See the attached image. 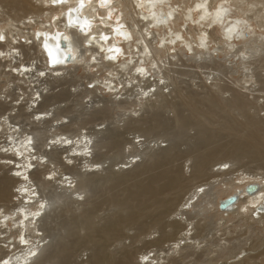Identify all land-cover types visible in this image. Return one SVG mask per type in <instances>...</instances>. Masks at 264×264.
Masks as SVG:
<instances>
[{
	"label": "rangeland",
	"instance_id": "obj_1",
	"mask_svg": "<svg viewBox=\"0 0 264 264\" xmlns=\"http://www.w3.org/2000/svg\"><path fill=\"white\" fill-rule=\"evenodd\" d=\"M26 1L28 0H15V3H12L15 7L8 0H0V4L3 3L5 14L18 19L34 11L30 5L27 7ZM174 2L175 0H171L169 4ZM180 16H183L182 12ZM181 22V20L178 21V23ZM172 26L173 31H176L179 24H176V28ZM259 45L261 48L257 54L249 51L246 56H241V53L235 56L234 52L227 50L226 57L219 52V58L208 54L203 55L201 60H196L191 54L185 56L186 53L181 51L178 59L172 62L167 59L166 63H162L161 75L164 76L163 79H167L164 85L169 91L165 92V88L161 89L160 94L154 96L155 99H140V96L134 92L135 94L123 104L122 100H114L112 92L102 90L101 95L96 94L92 91L93 87H89V84L95 83L91 80L96 73L88 74L82 70L72 72L73 77L72 75L67 77L70 84L65 83L68 81L65 78L50 79L49 88L52 93L48 91L49 96L47 93L43 95L47 107L43 103L42 106L49 108L52 107L50 104L59 101V104L63 105L62 109L58 103L54 104V106L58 105L56 106L59 112L58 117L61 118L67 114L69 118L66 119H71L72 125L75 123L73 127L71 126L72 130L86 127L84 131H90L92 128L101 129L103 127L104 129L101 130H106L105 134L100 130L102 135L99 134L98 137L104 138L96 144L93 157L95 161H103V159L106 161L107 159L108 167L100 168L95 174L87 172L84 180L83 177L80 180L82 183L77 181L85 196L83 202L77 200V194L74 195L72 192L73 188L69 191L52 187V196L59 207L42 222V233L48 235H46L47 240L51 244L48 242L50 245L39 264H95L97 259L99 264H136L137 262L145 264L141 262V255L151 250L150 254L161 255L163 253L162 256H165L166 261L164 259L163 262L160 261V264H264V220L260 222L255 217L256 220H253L251 213L239 214L241 215H238L241 217L239 218L236 209H234L236 214H231L233 216L226 214L221 216L216 208H205V203L202 201V209H191L188 212L190 222L193 224L196 222L193 232L201 238V250L199 247L188 244L182 246L184 248L179 250L178 252L181 253L178 254L175 252L177 249H171L172 251L169 249L171 241L168 239L182 236L180 228L184 224H174L176 220L174 214L179 208L176 201L180 203L182 197L183 199L188 198V194L197 189L195 186L213 180L215 177L213 175L218 171L220 162L228 161L233 178L239 177L243 171L264 172V142L261 143L259 140V144L256 142L257 136L259 138L260 135L264 136V42ZM237 47H241V44ZM1 63L3 67L0 66V95L7 91L6 93L12 95L8 99L16 97L18 103L29 107L33 102L28 99L34 98V91H31L33 84L27 82L25 84V80L22 81L24 82L23 87L28 90L25 92L20 89H25L21 87L23 85L20 83L21 80L16 79L15 82L9 83L14 85H12L13 88H9L7 81L11 77L3 74L4 70L6 72L9 70V67L4 66L8 62L1 61ZM99 77L102 78L103 73ZM63 82L68 86L63 85ZM27 85L32 86H29V89ZM74 88H78L77 91H73ZM22 96L24 98L21 100ZM99 96L103 97V101L99 99ZM88 99L97 101L94 103L92 101L89 106ZM94 104V107L98 108H94ZM189 110L194 111V114ZM50 132L52 134L53 131ZM46 134L53 135L49 132ZM3 135L4 138L0 139V146H3L7 140L6 135L0 133V137ZM45 135H41L40 138L51 139ZM241 142L245 145L246 142L248 143L244 149L249 148L250 153L243 150ZM100 143H102L101 146ZM251 150H253L252 154ZM132 151L141 154L137 157L138 161L133 160L134 166L129 170H117L116 163L124 160ZM226 151L227 153L230 151V156L226 157ZM243 151L245 153H242ZM239 154L242 155L239 156ZM7 156L14 158L10 161L15 167L14 163L19 159H15V155L7 154ZM83 163L85 162L82 161ZM162 163L167 164L166 167L169 168L165 169ZM199 163L204 169L202 174L197 170L200 168ZM49 169L41 170V172ZM163 169L167 170L166 173L168 171L172 173V170H175V173L180 174L181 177L180 186L173 192V197L169 196L170 200L167 197L171 203H167L168 200L162 201L164 195L160 197L161 195L143 194L145 184L149 187V184L157 180V177L164 175L165 170ZM38 170L34 172H40ZM197 172L201 175L199 176ZM206 172L207 175H205ZM220 176L225 177L226 175L220 174ZM220 176H217L219 180L223 179ZM205 187L208 186L198 188L200 195ZM220 188H225V185ZM140 193L145 197H140ZM151 197L155 200L150 199ZM220 199H226V193H222ZM174 200L176 204L173 203ZM154 201H159V206L164 202L165 204L161 206H166L168 210L161 206L157 207L158 202ZM165 213L171 214L166 217ZM159 218H161L160 222H158ZM162 232L165 233L163 237ZM158 238L160 241H157ZM85 253H87L86 257Z\"/></svg>",
	"mask_w": 264,
	"mask_h": 264
},
{
	"label": "clouds",
	"instance_id": "obj_2",
	"mask_svg": "<svg viewBox=\"0 0 264 264\" xmlns=\"http://www.w3.org/2000/svg\"><path fill=\"white\" fill-rule=\"evenodd\" d=\"M32 2L40 11L30 12L21 19H14L11 15L5 14V10L0 6V61L10 62L8 67L13 73L18 72L20 76L34 73V79L48 76L63 77L79 70L88 74L96 73L98 77L103 73V79H96L95 83H102L110 91H119V87L113 88L112 81L118 84L126 83L131 87L137 83L136 76L147 79L153 70L157 72L154 78H159L160 70L157 69L156 62L151 60L152 51L145 40V37L150 35L149 29L155 25H149L148 29L142 31L137 22L138 19L149 20L154 13L139 15L135 11L144 7H149L150 10L151 6L146 5L145 0H32ZM241 2L242 0H236L237 6ZM208 5L209 0H203L189 11L206 9ZM185 6V2L181 0L179 8L166 12L169 22L173 19L172 14ZM219 6L212 0L213 8ZM164 7L167 9L168 5L165 4ZM200 20H203V16L195 23H199ZM168 36L172 37L171 39L165 37L168 43L181 42L189 54L193 53V49L207 51L211 47L212 54L215 55L222 43L217 41L215 45H209L207 32H201L195 38L188 36L186 41L180 32L173 33L169 30ZM213 40H216L215 35ZM153 45L163 47V43L155 45L153 42ZM32 46H35V52L31 51ZM24 48L29 49L27 61ZM201 58V55L195 56L196 60ZM12 65H19V68ZM159 83L163 85L166 80L159 78ZM93 86L89 84V87ZM8 87L11 88L12 85L9 84ZM155 90V87L143 90L142 97L151 96ZM44 91L47 92L48 89L45 88ZM164 91L167 92L169 89L165 88ZM23 98L22 96L21 100ZM4 99L5 96L0 95V100ZM33 99L34 102L30 104L28 111L36 106L35 102L40 101L39 93ZM48 115L51 116V112ZM41 119L40 115L35 116V120ZM0 133L6 135L11 145L0 146V152L23 157L21 163L16 164V168H22V171L13 170L10 173L12 177H19L23 181L12 188V203L16 206L14 208L0 206V230H4L0 232V248L11 253L7 256L0 255V264H37L38 258L44 253V246L48 244V240L44 239L42 231L38 229L41 222L59 207L51 192V188L57 183V173L46 170L39 183L34 182L29 174L34 169L45 170L48 157L41 154L43 149L73 143L79 147L84 141H73L61 135L47 140L41 145V150L33 154V135L21 133L19 128L9 122L7 115L0 117ZM90 143L89 140L88 144ZM70 155L90 156L91 153L85 144L80 152L73 148ZM66 162L69 165L73 163L72 159H67ZM10 163H12L10 160L0 159V164ZM88 167L91 171L99 169L100 165ZM64 181L71 184L67 176L64 177ZM76 198L82 201L85 196L78 193ZM13 231L15 235L8 238V234ZM15 245L22 247L12 252ZM84 255L86 257L87 253Z\"/></svg>",
	"mask_w": 264,
	"mask_h": 264
},
{
	"label": "bare ground",
	"instance_id": "obj_3",
	"mask_svg": "<svg viewBox=\"0 0 264 264\" xmlns=\"http://www.w3.org/2000/svg\"><path fill=\"white\" fill-rule=\"evenodd\" d=\"M8 1H10L11 4L15 3L14 2L15 0H8ZM170 1L171 0H145L146 5L151 6L150 10H149V7L135 9V11L139 15H151L152 13H154V15H151V18L149 20L145 21V20H139L138 19L137 22L140 24L142 31L145 29H148L149 25H153V24L155 25V27H152L151 29H149L150 35L146 36L145 40H146V43L149 46L150 50L152 51L151 60L156 62L157 69L160 70L159 71V78H164V76L161 75V72H162L161 69H162V63L165 62V60L168 59L169 62H172L173 60L178 59L179 53L181 51H184V53H186L185 56H188V54H189L184 47H183V49L181 48L182 47L181 42L178 41L176 44H170L167 42L165 37H167L168 39L172 38V37L168 36L169 30H171L173 33L180 32L181 35L184 36L185 41L187 40L188 36H193V38H195V36H198L201 32H207L209 35V41H208L209 45H215L217 41L222 42V43H220L219 47L217 48L215 55L212 54V48L209 47L207 51H204L203 49H193V53L191 55H193L194 57L196 55H201V57H202L203 55L210 54V55H213L215 58H219L218 57L219 52L223 53L224 56L226 57L227 50L234 52L235 56L236 55L239 56V53H242L243 56H246L249 53V51H253L254 54H257L261 48V46L259 44L264 42V32H263L264 31V0H242V2L239 4V6H237L236 0H215V3L217 5H220L219 7H216V8L212 7V0H209V5L206 9H199V10L193 11V12H190L189 9L194 7L195 4L203 2V0H183V2H185L186 6L184 8H180L179 11L174 12L172 14L173 19L171 22H169L166 12H171L173 8H179V4H180L181 0H175V2L171 5L169 4ZM26 2H27V7H28V5H30L31 7L34 8V11L31 10L32 12L40 11V9L36 6H34L33 2H31L30 0H28ZM2 4L3 3H1L0 6H3ZM164 4H168L170 6L167 9H165V7L163 6ZM8 5H10V4H8ZM24 5H22V6H24ZM13 6L15 7V5H13ZM181 12L183 14L182 17L180 16ZM249 13L252 15H250ZM201 16H203V20H200L199 23H195V21L199 20ZM187 17H190V19H186ZM18 19H21V18H18ZM179 20H181L182 22L178 23ZM176 24H179L178 28H176ZM172 25L175 26L176 29L175 28L174 29L176 31H173ZM209 25H211V27H209ZM192 27H194V29ZM214 35L216 37V40H213ZM153 42H155V45H159V44L163 43V47L154 46ZM238 44H241V47H237ZM21 47L23 48L24 46H21ZM236 48H238V49L236 50ZM142 50L143 49L141 48L140 51H142ZM31 51L35 52V46L31 47ZM24 52H25V59L27 61L29 59V49L24 48ZM232 52H230V53H232ZM9 63L10 62L5 64L4 66L8 67ZM1 64L2 63L0 61V66H2ZM12 67H15L18 69L19 65H12ZM38 70H40L39 66H38ZM3 74L5 76L11 77L10 79L7 78L8 79L7 84L15 82L16 79H17V81L21 80L20 83H22V84L24 83V82H22L24 80H25V84H26V82L29 84H33L34 89L31 88V91H34L33 95L35 96L37 93H39V95L41 97L39 102H35L36 106L34 108H32L31 111H28V108H29L28 106L24 107L23 104L18 103V99L16 97H15V99H12V98L8 99V97H11L12 95L9 93H6L7 91H5V93H6L5 100L4 101L2 100L3 102L0 100V111H1L0 117L7 115V113L10 111L7 115L9 118V122L16 128L18 126L21 133L33 135V137H34L33 154H37V151L41 150V145L46 143L47 140L44 139L45 140L44 141L43 138H40V136L45 135L46 132L47 133L49 132L50 135L53 134L52 136H48V134L45 135V136H48V138L51 137V139L58 138L59 136L63 135V136H65V138L72 139L73 141H80V140L84 141V143L80 144L79 147L75 143H73L71 145H64V146L53 145L50 148L43 149V151L41 152V154L46 155L48 157V163L44 166V168L45 169L50 168L49 169L50 171H55L57 173V176H56L57 183L55 185H53V187H55V189H57V190L58 189H61V190H69L70 189L71 190L73 188L72 192L74 193V195L78 194V193L83 194V192L81 191L82 189L79 188V186L77 184V181L79 182L80 180H82L81 179L82 177L84 180V175L87 172L95 174V172H98L100 170V168L103 169L104 167H108L107 159H106V161H104L105 159H103V161L102 160L101 161H95L94 157H93L94 151L96 148V144L98 143V141L100 142V140L102 138H104V137H98V135L101 134L100 130L103 127H101V129H95V128L91 129L90 128L92 130V132H91V130L90 131H87V130L84 131V129H87L86 127L78 128V130L77 129L72 130L71 126L73 127L75 125V123L72 125V122L70 121L71 119H66V118H69L66 113H65L66 116H63V117L61 116V118L58 117L59 116L58 115L59 112L57 109L58 107L56 108V106H58V105L54 106V104H57V103L59 104V101H57V102L54 101L56 103L50 104V106H52V107L45 108V106H46V104L44 103L45 98H43V95L51 90L49 88L50 79L54 80V79L60 78V80H61L62 78H65L66 80H68L67 77L72 75V72H70L68 75L63 76V77L48 76V77L39 78V79H34V73L31 75L26 73L25 76H20V75H18V72L13 73L10 68H9L8 72H6V70H4ZM73 74H75V73H73ZM94 75H95V77H93L91 82H95L96 79H101V80L103 79V77L100 78V77L96 76V74H94ZM122 75L123 74H121V76ZM1 76H3V75H1ZM156 76H157V72L155 70L152 71V75L149 76L147 79H143L139 76H136L135 79H136L137 83L133 84L131 87H128L126 83H119L118 84L117 82L112 81L113 88L119 87V91H110L108 88L104 87L102 83H100V84L93 83L94 86H93L92 91L96 94L99 93L100 95L102 94V90H104L106 92L107 91L112 92L111 95L113 96L114 100H117V97H119V100L120 101L122 100L123 104H124V102L128 101L133 94H135L134 92H136L137 96H140V99H149V98H152L154 96L159 95L160 94L159 92H161L160 90L166 87V85H164V84L160 85L159 78H154ZM25 77H27V81H26ZM71 77H73V75ZM152 77H153V79H152ZM90 78H91V76H90ZM20 83H19V85H20ZM65 83L70 84V81L69 80L67 82L65 81ZM65 83L63 85H67ZM11 85H13V84H11ZM17 86L18 85H16V87ZM23 86H24V84L21 87H23ZM29 86L31 87L32 85H27L28 88H29ZM77 86L79 87V85H77ZM69 87H68V90H69ZM74 87H75V85H74ZM153 87H155L156 90H155V92L152 93L151 96L142 97V91L143 90H148L149 88H153ZM18 88H20V86H18ZM23 88H25V87H23ZM45 88L48 89L47 92L44 91ZM52 88H54V87H52ZM71 88H72V86H71ZM20 89L22 91L27 90L26 88L25 89L20 88ZM76 89H78V88H76ZM137 89H140L141 91H137ZM70 92L72 93V91H70ZM79 92H80V90H79ZM5 93H3V95H5ZM49 93H52V92L50 91ZM83 93H82V95H83ZM88 95H89V92H88ZM48 96H49V94H48ZM90 96H91V94H90ZM95 97H97V96H95ZM30 99H32V98H30ZM30 99H28V100L34 102V99H32V100H30ZM99 99H102V101H103V97H100ZM150 100H148V101H150ZM14 101H16V102H14ZM92 101L93 100L89 101V99H88L87 104L89 103L88 105L90 106V103ZM96 101L97 100L93 101V103ZM99 102H101V101H99ZM110 102L111 101H109V103ZM8 103H10L9 104L10 108L8 107ZM42 103L45 104V106H42L43 105ZM52 103H53V101H52ZM106 103H108V101ZM80 104L82 105L83 102ZM113 104H115V103H113ZM239 105H240V103H239ZM59 106L62 109L63 105L61 106L59 104ZM94 106H95V104L93 105V107ZM144 106H146V105H144ZM94 108H98V107L96 106ZM85 109H86V107H85ZM213 109H214V106H213ZM63 110H65V109L63 108ZM6 111H8V112H6ZM56 111H57V113H56ZM189 111L191 113L194 112L192 110H189ZM49 112H51V116L48 115ZM37 115H40L42 117V119L40 121L35 120V116H37ZM16 120H18V121L16 122ZM39 126H42V127H39ZM69 127H70V129H69ZM50 131H53L52 134ZM101 131H103L105 134L106 130L105 131L101 130ZM108 132H109V130H108ZM1 134H4V133H1ZM45 136H42V137L47 138ZM139 137H141V136H139ZM257 137H258V139L256 140L257 144H259L258 140L261 143L264 142V136L260 135V138H259V136H257ZM2 138H4V135L0 137V139H2ZM39 138L42 139L41 141L44 142L43 144H41L42 142H40ZM89 140L91 141L90 144H88ZM101 141H103V140H101ZM141 141H143V140L141 139ZM132 142L133 141H131V143ZM254 142L255 141H253L252 143L254 144ZM143 143H144V141H143ZM243 143L244 142H241L240 144H243ZM3 144H4L3 146H11L8 140H5V142ZM85 144H87V146L89 148V151L91 153L90 156L70 155L71 150L73 148H75L77 152H80ZM101 144L102 143H100V146H101ZM246 145L248 146L247 142H246ZM246 145L245 144L242 145L243 150H245L244 146H246ZM258 147L260 148V145ZM237 148H239V147H237ZM258 150L260 151L262 149H258ZM230 151L228 153L226 151V155H227L226 157L230 156ZM246 151L249 152V148H248V150H245V152ZM233 152H236V151L233 150ZM245 152L243 151L242 153H245ZM252 152H253V150H251V154H252ZM64 154H65V156H64ZM224 155H225V152H224ZM240 155H242V154H239V156ZM140 156H141V154L135 153L132 151L130 154H128L125 157L124 160L122 159L118 164L116 163L115 166H117V168H118L117 170H120V171L129 170L131 167L134 166L133 160L138 161L137 157H140ZM231 156H233V154H231ZM130 157H132V158L130 159ZM0 159L12 160L14 158L11 156L8 157L7 153L0 152ZM15 159H19L17 162L14 163L15 167L12 166L13 163L0 164V206H6L7 208H14L16 206L15 204L12 203V196H13L12 188L15 187V185L18 182H21V183L23 182L19 177H12L10 175L11 171H13V170L22 171V168L21 169L16 168V164L21 163L23 157L15 156ZM67 159H72L73 163L71 165L67 164V162H66ZM82 161H84L85 163L82 164ZM33 163L35 164L36 161H33ZM170 163H168V164L171 165ZM86 164H87V166H86ZM95 164H99L100 168L97 170H91L90 171L88 166L95 165ZM162 165L165 168L167 164L164 165L162 163ZM216 165H218V164H216ZM219 165H220L219 169H218V171H216L217 173L215 172L214 173L215 175H213L215 177L212 176L213 180H211L208 183H205V184H202L199 186H195V187H197V189L196 190L193 189L194 192L192 191L193 193L191 192V194H188L189 195L188 198L183 199V197H182V201H180V199L177 198V199H179L180 203L178 202L177 199H176L177 201L176 200H174V202L172 201L174 204H176V203L180 204V205L177 204V206H179V208H177L178 210L176 209L177 210V211H175L176 214H174V215H176V218H175L176 220H175L174 224L177 225L178 223H181V224H184V226H181V228H180V231L182 232L181 237H178V238L166 237V239L168 238L169 241H171V243H169L170 245L167 243L169 246H171L169 248L170 250L171 249L172 250L177 249L175 252H178L179 250H182L184 248L182 246H187L188 244L192 245L193 247L196 246V247L200 248V245L202 242L201 238L199 237V235L196 234V232H193V230L196 228V225H194L196 222L194 224L192 222H190V218L188 217V212L191 209L194 210L196 208H201L203 206L202 201H204V203H205V205H204L205 208H207V207L209 209L216 208L219 212V215H221V216H223L225 214L227 216L231 215L235 212L234 209H236L237 213H238L237 216L239 214L246 215L245 213H248V214L251 213V217L253 218V220L255 218H258L260 222H263V220H264V172L263 173L262 172H255V171L253 172L252 170H251L252 172L243 171L239 177L233 178V176H232L233 173L230 172L231 166H230V164H228L227 160L225 161V163L220 162ZM224 165H227V167H224ZM222 166H223V168H222ZM198 167H200V163H199ZM167 168H169V167H166L165 169H167ZM204 168H206V166H204ZM64 169H66V170H64ZM165 169H163V171ZM34 170H36V169H34ZM34 170L29 174L30 178H32L34 180V182L39 183L41 181L42 176H43L45 171L41 172V170L39 169L40 172H34ZM197 170H199L198 172H201V174H202L203 173L202 171L204 170L203 166H202V168L200 167ZM213 170H214V168H213ZM163 171L161 172L162 174L164 173ZM166 171L167 170H165L164 175L157 177V180L153 179L154 181L152 184L150 183L151 182V180H150L149 181L150 184L148 183L150 185L149 187H147V185L145 184V186L147 188L144 187L143 194L148 193L149 195L152 194L154 196H157V195L160 196L161 195L160 197H162V195H164L162 197V201H164V200L167 201L169 199V196H172L173 192L175 190H177L178 186H180L179 183H180L181 177H180V174L178 175L177 173H175V170H172V173H169V171H168V173H166ZM212 172H214V171H212ZM201 174H199V176ZM220 174H223V176L224 175H226V176L222 177V176H220ZM205 175H207V172L205 173ZM65 176L68 177V179L71 181V184H68L66 181H64ZM217 176H220L223 179L219 180V178ZM152 177H154V176H152ZM209 178H211V177H209ZM209 178H208V181H209ZM155 179H156V177H155ZM74 182H76V184H74ZM80 183H82V182L80 181ZM224 185H225V188H220L221 186H224ZM252 185H255L257 187V190L253 191L252 193H249L247 188L249 186H252ZM202 186H208V187H205L204 192L202 191V194L200 195L197 190H198V188H200ZM51 191H52V188H51ZM56 192H58V191H56ZM62 192L64 193V191H62ZM72 192L69 194L71 195ZM178 193H180V192H178ZM183 193H185V192H183ZM189 193H190V191H189ZM222 193H226V199L231 197V196L237 197L236 203L230 205L228 207V209H226V210H221L219 208V204L222 201L220 199V195ZM143 194L141 195V193H140V197L144 198L145 196L143 197ZM148 194H147V197H148ZM204 195L206 197H204ZM167 197H168V199H167ZM150 199L155 200V199H153V197H151ZM152 200H151V202H152ZM156 200H158V199H156ZM169 200L167 201V203H171ZM175 201H176V203H175ZM200 201H201V204H200ZM154 202H156V203L158 202V204H156L157 207H160L162 204H165L163 202L159 206V204H160L159 201H154ZM154 202H153V204H155ZM55 203H56V201H55ZM79 203H81V202H79ZM174 204H173V206H175ZM157 207L155 206V208H157ZM161 207H164V205ZM164 208L167 209L166 206ZM175 208H176V206H175ZM146 209H145V212H146ZM152 209H154V208H152ZM148 210L151 211V209H149V207H148ZM155 210H157V209H155ZM169 210H171V208H169ZM149 211H147V212H149ZM171 211H174V210H171ZM156 212L158 213V211H156ZM161 213H162V211H161ZM168 213L167 214L165 213L166 217H168L171 214L170 213L168 215ZM234 214H236V213H234ZM184 215L186 217H184ZM135 216H137V215H135ZM231 216H233V215H231ZM239 216H241V215H239ZM160 217L163 220V217L162 216H160ZM172 217H175V216H172ZM161 218H159L158 222H160ZM239 218H241V217H239ZM165 219H167V218H165ZM172 220L174 222V219H172ZM250 221H252V219ZM42 222H44V221H42ZM42 222H41V225H42ZM199 223L202 224L201 222H199ZM167 224H169V223H167ZM198 224H197V226H198ZM38 230L42 231L41 226ZM2 231H4V230H0V232H2ZM43 232H44V230H43ZM42 234L44 236V239H47L48 235L46 234L47 235L46 236V235H44V233H42ZM164 234L162 232V237ZM13 235H15V231H13L12 233H9L8 238H10ZM167 235H168V233H167ZM158 240L160 241V238H158L157 241ZM161 240H162V238H161ZM48 242H50V241H48ZM13 243L15 244V241H13ZM50 244H51V242H50ZM50 244L48 243L44 246V253H45L48 245H50ZM164 244H166V243H164ZM166 246L167 245H165V247ZM202 246H204V245H202ZM21 247L22 246H20V245H15V247L12 248V252H16L17 249H19ZM199 248H196V249H199ZM201 249L202 248H200V250ZM151 251H148V252L143 253L141 255L140 259H141L142 263L160 264V261L163 262L164 259L166 261L165 256L164 255L162 256L163 253L161 255L160 254L159 255L150 254ZM157 251H159V250H157ZM166 251H168V249H166ZM175 252H173V253L175 254ZM44 253L38 258L37 264H39V262L43 258ZM179 253H181V252H178V254ZM10 254L11 253L7 249L0 248V255L7 256ZM131 254H134V253H131ZM165 254L169 255L170 253H168V254L165 253ZM248 258H250V260H251L250 256ZM250 260H248V261H250ZM169 261H167V262H169ZM95 264H99L98 259L95 261ZM136 264H138V262Z\"/></svg>",
	"mask_w": 264,
	"mask_h": 264
},
{
	"label": "water",
	"instance_id": "obj_4",
	"mask_svg": "<svg viewBox=\"0 0 264 264\" xmlns=\"http://www.w3.org/2000/svg\"><path fill=\"white\" fill-rule=\"evenodd\" d=\"M247 190H248L249 193H252L253 191L257 190V187L255 185H252V186H249L247 188ZM236 201H237V197L236 196H231V197H229L227 199L222 200L220 202V204H219V208L221 210H226V209H228V207L230 205L236 203Z\"/></svg>",
	"mask_w": 264,
	"mask_h": 264
}]
</instances>
